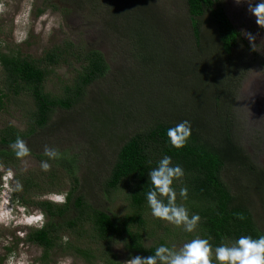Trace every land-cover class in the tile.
I'll return each instance as SVG.
<instances>
[{
    "label": "trees",
    "instance_id": "1",
    "mask_svg": "<svg viewBox=\"0 0 264 264\" xmlns=\"http://www.w3.org/2000/svg\"><path fill=\"white\" fill-rule=\"evenodd\" d=\"M117 1L120 5L139 9L129 12L131 21H123L125 33H130L143 51L138 53L139 60L145 65L158 62L161 53L169 50L171 39L161 40L163 37L158 31L161 22L157 16H153L141 3L133 6L123 0ZM185 1L192 40V43L188 40L189 48L196 63L190 67L189 73L184 72V78L189 75L191 82L201 81L202 96L195 94L189 108H185L183 100L175 101L171 111L170 101L157 98L159 92L154 93L148 88L140 108L148 119L137 118L138 129L132 135L122 133L116 136L121 145L101 186L106 196L119 191L124 193L129 208L127 214L117 216L87 202L81 193V180L76 175L77 160L69 150L58 151L56 158L30 152L37 159L51 161L70 180V188L64 193L61 204L32 199L30 196L36 184L31 177L24 179L23 194L18 199L14 194L18 204L36 208L46 219L42 226L30 230L25 238L26 242L42 248L43 257L61 247L73 250L87 264H122L110 249L114 242L121 243L131 257H147L154 254L159 246L169 247L167 243L181 238L189 241L208 239L214 250L222 244L234 243L241 236L264 237V171L255 167L234 142L229 114H221L223 102L232 99L237 84L234 85L228 73L238 65H224L225 59L229 60L238 46L247 48V44L227 17L223 0ZM118 13H124L121 6ZM120 26L114 24L116 32L122 31ZM205 26L212 29L208 35L203 31L207 29ZM205 38L212 39L214 44L212 41H209L210 45L207 41L205 44ZM71 57L79 66L72 82L63 86L59 96L46 92L45 82L50 69L67 63ZM108 70L101 52L79 46L75 49L71 43H66L62 50H48L40 59L22 57L18 52H0V73L5 79L0 87V110L9 96L24 94L31 98L26 129L21 132L12 125L0 129V167H16L21 159L10 148L17 137L27 141L48 128L56 110L70 111L84 104L88 87L104 78ZM184 78L182 72L177 81L181 83ZM110 92L103 95L102 105L94 104L93 110H86V115L97 122L93 129H84L92 132L91 137L87 136L89 140L94 138L93 141L97 142L99 138H105L107 127L117 125L121 112L130 103ZM104 105L108 109H103ZM127 117L132 121L130 115ZM183 121L190 122L191 136L183 147L177 148L172 145L167 132ZM113 138L108 137L107 140ZM164 156L171 157L173 166L178 165L184 171V176L174 182V187L177 193L186 188L187 198L178 195L177 203L186 207L190 216L199 215L201 218L191 233L182 226L163 225L166 221L155 216L150 218L152 211L147 202V192L153 190V185L148 173ZM15 178L18 179L17 174ZM53 178L54 175L50 179ZM254 196L263 206L262 214L254 211ZM148 225L154 227L151 235L157 234L149 245L146 244ZM65 235L76 240L62 242Z\"/></svg>",
    "mask_w": 264,
    "mask_h": 264
},
{
    "label": "rangeland",
    "instance_id": "2",
    "mask_svg": "<svg viewBox=\"0 0 264 264\" xmlns=\"http://www.w3.org/2000/svg\"><path fill=\"white\" fill-rule=\"evenodd\" d=\"M1 1L3 4L0 5V52L6 54L18 52L22 57L40 59L48 50L53 48L62 50L66 43H71L75 49L79 46L102 53L109 70L104 78L88 87L85 103L70 111L56 110L48 128L26 143L30 152L35 154L45 155V146L57 151L69 150L77 160L76 175L81 180V193L87 202L97 209L110 211L117 216L127 214L129 208L124 193L119 191L106 196L101 185L121 145L119 135L122 133L127 136L132 135L138 129L137 118L148 119V115L140 109L143 106L142 98L145 91L149 88L154 93L159 92L157 98L170 101L171 111L175 107V101L183 100L185 108H189V103L195 94L200 98L202 96L203 83L191 82L189 75L184 78V72L189 73L190 67L196 63L192 58L188 42L189 40L192 43L186 1L123 0L133 6L134 3H141L147 11L152 12L153 16H157L158 22H161L158 29L160 36L163 37L161 40L171 39L168 42L170 48L161 53V59L146 65L139 60L138 53L143 51L138 48L137 40L132 38L130 33H125L126 29L124 30L126 21L132 20L129 12L139 10L136 7L120 5L117 0ZM120 6L124 11L122 15L118 13ZM223 6L227 17L241 34L253 28L250 19L256 20V17L249 12L247 0L241 4H237L236 0H223ZM114 24L118 26L121 24L122 31L116 32ZM205 27L207 29L203 31L208 35L212 29ZM261 29L258 26L257 30ZM254 32L256 31L252 30L251 34ZM243 39L247 48L243 45L238 46L232 51L230 62L227 59L224 62V65L227 63L238 65L228 73L234 85L237 83L234 92L242 91V82L246 78L248 67L264 59L255 51L259 48L257 45L253 50L249 39L244 35ZM206 41L208 43L212 39L205 38V44ZM198 62L200 63V60ZM78 69L79 66L72 57L67 63L52 67L45 82L46 92L56 96L61 95L63 86L72 82ZM229 71L227 68V72ZM182 72L184 79L180 83L177 80ZM4 83V76L0 73V87ZM110 91L130 103L121 112L117 125L107 127V132L106 130L104 132L105 138H99L97 142L93 141L94 138L89 140L87 136L91 137L92 132L84 129H93L92 126H97V122L86 115V110H93L94 104L102 105L103 95L111 94ZM238 102L239 93L230 101L223 102L221 114L226 112L229 114L234 142L243 150L245 156L249 154L257 160L258 166L264 169V135L252 133L247 118L241 114L242 106ZM30 105L31 98L27 95L9 96L0 110V129L12 125L23 132L27 126ZM102 108L108 109L106 105ZM127 115H130L132 121L128 120ZM108 137L114 138L108 141ZM42 162H47L51 166L50 170H43ZM16 174L18 179L15 178ZM53 175L54 178L50 179ZM27 177H31L36 184L34 193L30 196L34 200H48L61 204L64 201V193L70 188V180L65 172L54 167L47 159H37L28 155L20 159L16 167L7 169L0 167V262L2 264H87L84 259L76 256L73 250L61 249V247L53 249L47 257H43L42 248L25 241L30 230L39 228L46 221L39 210L34 207H23L16 201V198L23 194L21 187ZM36 194L39 196L36 197ZM253 202L254 211L262 214L263 206L255 196ZM150 218H154L152 213ZM168 224L174 225L167 221L163 223V225ZM153 230L154 227L148 225L147 245L151 243L154 235H157L156 233L151 235ZM67 240L74 242L76 238L65 235L62 242ZM188 242L190 241L181 238L167 244L169 248L178 251ZM110 249L122 264L131 258L121 243H112ZM213 261L219 264L214 255Z\"/></svg>",
    "mask_w": 264,
    "mask_h": 264
},
{
    "label": "clouds",
    "instance_id": "3",
    "mask_svg": "<svg viewBox=\"0 0 264 264\" xmlns=\"http://www.w3.org/2000/svg\"><path fill=\"white\" fill-rule=\"evenodd\" d=\"M244 2L245 0H236L237 4ZM247 3L249 12L256 17V23L264 28V0H247ZM2 4L0 0V5ZM242 35L249 39L254 50L256 37L246 30ZM167 135L174 147H183L191 136L190 122L183 121L168 129ZM10 148L18 158L23 159L30 155L26 141L19 137ZM44 153L51 158L59 156L57 150L48 146H45ZM41 166L45 171L51 167L47 162H42ZM148 175L153 185V190L147 192L152 215L176 226H183L189 233L193 232L201 218L199 215L190 216L187 208L177 203L178 195L187 198V189L181 188L177 193L174 187V182L184 176L183 169L178 165L173 166L171 157L164 156ZM213 255L219 264H264V237L253 239L251 236H241L234 243L222 244L214 250L208 239L195 238L178 251L161 245L154 254L147 257L132 256L123 264H213Z\"/></svg>",
    "mask_w": 264,
    "mask_h": 264
},
{
    "label": "flooded vegetation",
    "instance_id": "4",
    "mask_svg": "<svg viewBox=\"0 0 264 264\" xmlns=\"http://www.w3.org/2000/svg\"><path fill=\"white\" fill-rule=\"evenodd\" d=\"M252 29L248 30L249 33L255 30L252 35L256 37L255 45L259 48L255 49L262 58H264V28L260 31L257 30L258 24L254 18L250 19ZM243 38V35L241 34ZM251 44V43H249ZM241 92H234L232 95L235 97L239 93V102L242 106L241 114L247 118L248 126L252 133L264 135V59L256 65L249 66L246 71V78L242 82ZM237 104V102H235ZM232 133V131H231ZM250 162L264 171V169L257 164L249 154H246ZM260 167V168H259Z\"/></svg>",
    "mask_w": 264,
    "mask_h": 264
}]
</instances>
